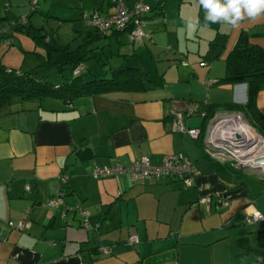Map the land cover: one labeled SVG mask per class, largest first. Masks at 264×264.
I'll list each match as a JSON object with an SVG mask.
<instances>
[{"label": "crops", "instance_id": "obj_1", "mask_svg": "<svg viewBox=\"0 0 264 264\" xmlns=\"http://www.w3.org/2000/svg\"><path fill=\"white\" fill-rule=\"evenodd\" d=\"M91 2L92 10L111 11L109 1L105 9ZM68 30L79 42L92 29L78 23ZM160 30L154 24L150 39ZM241 31L264 46V16ZM103 38L116 55L108 68L96 58L92 71L102 76L137 64L148 73L146 89L79 96L69 103L14 99L0 109V264H256L255 251L264 248V220L246 219L253 207L264 214V180L247 181L243 176L256 173L210 157L205 134L195 139L175 132L171 117L206 101L245 102V84L216 83L225 62L215 61H224L230 50L213 51V39L203 52L186 44L185 52L177 48L172 58L160 59L170 62L152 72L137 52L148 41L145 36L130 41L120 32ZM202 60L209 64L201 66ZM256 103L264 115V90ZM185 123L200 128L202 118L193 114ZM83 149L91 151L86 158L78 155ZM180 151L196 166L188 188L170 178L142 182L129 173L91 175L95 166L128 167L141 156L160 166L165 155ZM61 174L69 177L65 185ZM62 192L64 206H50ZM204 197L210 201L201 203ZM82 212L88 214L84 227ZM20 220L28 224L24 230L8 225ZM129 236L138 242L129 244Z\"/></svg>", "mask_w": 264, "mask_h": 264}, {"label": "trees", "instance_id": "obj_2", "mask_svg": "<svg viewBox=\"0 0 264 264\" xmlns=\"http://www.w3.org/2000/svg\"><path fill=\"white\" fill-rule=\"evenodd\" d=\"M165 1L166 0H156V6L151 11L153 14L148 15V12L150 11L149 8V10L143 14L144 19L146 20L154 17V15L161 16L163 14ZM36 11L37 8L26 14V21L24 22L20 20L21 16L19 19L13 18L14 22L12 21L13 24L11 23L12 31L9 37L15 36L17 31L24 32L33 38L36 45L45 47L46 53L33 50L32 52L37 55L39 62L34 68L28 71L17 70L16 68H10L6 71L7 74L0 79V109H2L3 106L8 105L14 99L23 101L39 100L41 102V100L45 98H56L69 103L79 96L106 94L113 91H136L147 88V83L150 82L148 73L144 68L137 64L119 69H111L109 70V73L102 76H97L92 69L85 66L86 62H89L96 57L94 50L99 46L94 44L97 39L116 35L121 32L117 30L100 32L96 26L87 23L85 16H91L95 11L101 15H106L113 11L101 12L94 8L90 13H87L82 10L81 19L85 20L87 26L92 30L85 31L87 36L85 35L84 38L73 47L70 42L60 43L61 41L57 35L56 29L51 30L52 33L48 32L44 25L40 26L34 24L31 20V15ZM62 23H60V25ZM53 38L54 40H59L56 45H50V39ZM9 40L10 43L13 44V40ZM10 43H8V45ZM55 52H62L65 56L64 61L61 62L55 60ZM69 53H72L75 58H67L68 56L66 55ZM224 62V75L219 78L216 83L245 84L246 100L244 103H209L208 101L203 103L197 108L196 113V115L202 118L199 137L201 135L204 136L208 122L218 112L241 113L257 132L264 135V115L259 111L256 103L258 93L261 90H264V46L250 42L249 35L246 32L241 31L234 45L225 56ZM200 63L206 64V61L202 60ZM65 70L70 71L69 76L64 74ZM53 75H59L61 76V79H51V76ZM211 83L213 82H210V84ZM182 112L185 113V111ZM201 113H204V115L201 116ZM171 117H174L173 112ZM89 153H91L89 149H83L79 150L78 155L82 158H86L89 156ZM229 164L232 167L229 168L236 170V167H234L231 162ZM61 175L67 176L65 183H62L63 185L67 184L69 179L68 175ZM160 178H170L181 181L179 178L172 175L166 177H152L141 181L145 182ZM61 194L63 195V204L61 207H63L65 193L62 192ZM75 208L76 207H72L70 210H76ZM64 210L65 207L63 208V211ZM84 226L85 221L82 219V227ZM255 253L256 264H264V248L257 249Z\"/></svg>", "mask_w": 264, "mask_h": 264}, {"label": "rangeland", "instance_id": "obj_3", "mask_svg": "<svg viewBox=\"0 0 264 264\" xmlns=\"http://www.w3.org/2000/svg\"><path fill=\"white\" fill-rule=\"evenodd\" d=\"M97 1L101 3L104 7L103 9H105L109 0ZM131 1H133L132 3L141 1V3L148 6L151 10L156 6V0ZM82 10L87 13L92 11L91 0H38L37 11L33 13L31 17L34 24L40 26L44 25L48 32H52L51 30L56 29V32L59 34L60 43L70 42L73 47L78 43V38L74 39L71 36L75 32L68 30V27L78 23L86 24V21L81 19ZM113 10L114 6L111 4V11ZM31 11L32 5L28 3L27 0H0V79L7 74L6 71L9 68H16L21 71H28L34 68L38 64L39 59L37 55L32 52L33 50L46 53L45 47L36 45L33 38L24 32L17 31L15 36L9 37L12 31L11 23L14 20L13 18L19 19L20 16L28 14ZM204 15L203 9L197 4L196 0H166L163 14L146 22L151 23V25H144L145 39H148V41L144 43L141 50L137 47V52L142 63H145L152 71L155 69L156 65L158 66L170 62L168 58H164L163 60L160 59L167 56L172 58L174 50H177V48H181V50L185 52L186 47L184 45L190 44V47H197V45H199L201 52H203L207 49L210 39H213L215 44L213 51L220 49L224 54L232 48L239 31L255 22V20L246 19L237 28H232L223 23L205 26ZM189 16L199 17L200 26L195 29L187 28L185 25V18ZM62 22L65 25L60 26ZM152 23L157 25L159 29H163L160 30L161 33H156L160 35L156 37V40L154 36L150 39V35L152 34H150L149 30L152 31L154 26ZM80 27L81 25H79V29H81ZM164 29H167L165 33ZM7 38L12 39L13 44L8 46L6 43L8 40ZM188 39L190 40L187 41ZM58 41V39H50V45H56ZM104 42H106L104 38L97 41L96 45H99V47L94 50L96 57L85 63L87 68L91 69L93 67L94 62H97L96 58L103 61L101 64L105 63L107 68L110 65V58L116 55V53H110L109 47L106 46ZM219 44L221 46H218ZM158 48L159 50H164L161 52V55H159ZM54 54L55 60L64 61L65 56L62 52H55ZM66 56H68L67 58L69 59L75 58L72 53ZM215 62L224 66L223 58ZM180 63L181 62H179V64ZM206 63L207 64L200 63V65L207 66L209 62L207 61ZM64 74L69 76L70 71L65 70ZM60 77L59 75H53L51 79H61ZM224 113L225 112H219L216 117L214 116L210 119L212 126H217L220 123V120L225 117ZM229 114L235 116L233 112ZM239 115L242 121L248 122L241 113H239ZM231 126L234 125L231 124ZM255 132L258 133L257 131ZM243 177H245L247 181L253 179L256 182L258 181L257 184L260 183L258 180L260 178L257 174L250 173Z\"/></svg>", "mask_w": 264, "mask_h": 264}, {"label": "built area", "instance_id": "obj_4", "mask_svg": "<svg viewBox=\"0 0 264 264\" xmlns=\"http://www.w3.org/2000/svg\"><path fill=\"white\" fill-rule=\"evenodd\" d=\"M114 6L112 13L101 15L95 11L91 16H85L87 23L96 26L100 32H106L110 30H117L126 32L130 41L141 39L145 36L144 25L145 14L149 7L145 6L141 1L128 5L123 0H109ZM32 5V10L37 8L38 0H27ZM26 14L21 16L22 22L26 21ZM14 22V21H13ZM12 22V24H13ZM6 43H10L8 39ZM77 71V70H76ZM197 109L188 108L185 113L182 111L173 112V130L182 134H187L192 138L197 139L200 135L199 127H189L185 123V117L196 114ZM230 112H225V117L220 120L217 126H212V122H208L205 129V145L208 155L216 160L229 161L231 164L239 169L250 170L256 172L260 179H264V136L256 133L253 127L246 121H242L239 113H234L235 116H231ZM201 116L204 113L200 114ZM217 114L214 116L216 117ZM237 119V120H236ZM244 122L247 130L242 132V138L236 139L232 135V130L228 127V122L236 121ZM251 131V133H249ZM250 134L258 137L256 141L248 139ZM128 172L132 180H144L152 177L160 176H175L179 178L185 188L193 185L196 166L191 158L184 152H174L164 156L162 164L160 166H153L150 160L146 156H141L139 159L132 162L129 167H124L121 164L95 166L92 175L94 177H107L110 175L122 174ZM67 179L66 175H61L60 180L65 183ZM62 194L49 201L50 206H59L63 204ZM210 201L209 197L200 199L201 203H207ZM220 203L226 205L225 200H220ZM84 216L85 226L88 225L86 217L87 212H82ZM261 213V212H260ZM262 214V213H261ZM247 222H254L255 220L250 215ZM8 225L11 228L18 230H24L28 224L24 220L17 222L9 221ZM138 242L136 236H129L128 243L135 244ZM107 252L106 249L102 250ZM175 264V263H169Z\"/></svg>", "mask_w": 264, "mask_h": 264}, {"label": "clouds", "instance_id": "obj_5", "mask_svg": "<svg viewBox=\"0 0 264 264\" xmlns=\"http://www.w3.org/2000/svg\"><path fill=\"white\" fill-rule=\"evenodd\" d=\"M196 2L204 10L205 26L223 23L232 28H237L246 19L257 20L264 16V0H196ZM185 25L189 29L197 28L200 26L199 17H186ZM253 129L256 131L255 128ZM248 211L255 221L264 220V214H261L254 207Z\"/></svg>", "mask_w": 264, "mask_h": 264}, {"label": "bare ground", "instance_id": "obj_6", "mask_svg": "<svg viewBox=\"0 0 264 264\" xmlns=\"http://www.w3.org/2000/svg\"><path fill=\"white\" fill-rule=\"evenodd\" d=\"M231 124L234 125V126H231ZM228 125H229L228 127L232 130V135L233 136H238V134H239L240 135V138L242 136V132L244 133V131L247 130V127H246L245 123L244 122L243 123L242 122H239V120L236 121V123L233 122V121H229L228 122ZM249 133H251V131H249ZM251 138L253 139V141H256L258 139V137H256L253 134H250L248 136V139H251Z\"/></svg>", "mask_w": 264, "mask_h": 264}, {"label": "water", "instance_id": "obj_7", "mask_svg": "<svg viewBox=\"0 0 264 264\" xmlns=\"http://www.w3.org/2000/svg\"><path fill=\"white\" fill-rule=\"evenodd\" d=\"M236 137V139H241L242 138V136H241V138H240V135L238 134V136H235Z\"/></svg>", "mask_w": 264, "mask_h": 264}]
</instances>
